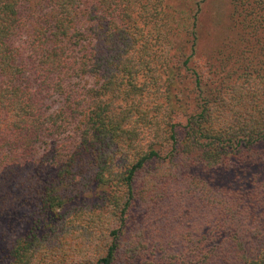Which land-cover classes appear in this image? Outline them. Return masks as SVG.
<instances>
[{
    "label": "trees",
    "instance_id": "obj_1",
    "mask_svg": "<svg viewBox=\"0 0 264 264\" xmlns=\"http://www.w3.org/2000/svg\"><path fill=\"white\" fill-rule=\"evenodd\" d=\"M167 1L0 0V178L31 211L0 264H264V0L204 55L203 0Z\"/></svg>",
    "mask_w": 264,
    "mask_h": 264
},
{
    "label": "rangeland",
    "instance_id": "obj_2",
    "mask_svg": "<svg viewBox=\"0 0 264 264\" xmlns=\"http://www.w3.org/2000/svg\"><path fill=\"white\" fill-rule=\"evenodd\" d=\"M173 8L178 10L180 7L181 12H187L191 8L193 0H169ZM230 1L231 0H203L200 3V11L197 13V53L200 55L208 54L215 51L221 46V44L230 36ZM250 173H254L261 177L264 176V165H258L250 168ZM207 178L212 179L215 183L220 186H226L230 183L232 175L230 173H223L221 171H213L207 173ZM2 181V182H1ZM15 182H10L2 180L0 178V248L5 246H11L16 240L23 238L30 228L29 212L28 207H18L19 201L13 203L20 195L18 191L13 189ZM11 191L8 197L4 200L5 193ZM26 196H22L21 199H25ZM30 199V198H28ZM4 201V203H3ZM93 210L91 204H86L82 207V211L79 219L75 222L77 228H82V222L87 219V216ZM184 223L174 224L170 229V233L180 230L181 232H186ZM198 226V223L192 224L188 231L193 230ZM200 227V226H199ZM62 234L60 235V237ZM127 237V235H126ZM200 235L194 234L193 238L197 239ZM129 238L127 237L122 244V250H124L128 245ZM67 241V242H66ZM66 242L65 248L74 245L73 240L68 237L64 240L58 241L59 248L62 243ZM248 243V241H247ZM58 248V250H59ZM57 250L58 253H60ZM175 250V249H174ZM67 254H71L76 264H82L91 257V254L84 255L83 257L76 258L79 256L75 255V252L71 249L65 250ZM151 257V256H150ZM68 259V258H67ZM148 259V258H146ZM114 264H125L118 263L115 261Z\"/></svg>",
    "mask_w": 264,
    "mask_h": 264
}]
</instances>
